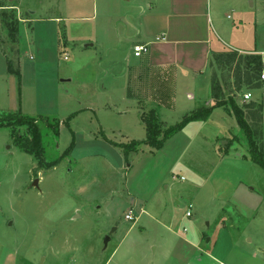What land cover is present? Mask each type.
<instances>
[{
    "label": "rangeland",
    "instance_id": "rangeland-1",
    "mask_svg": "<svg viewBox=\"0 0 264 264\" xmlns=\"http://www.w3.org/2000/svg\"><path fill=\"white\" fill-rule=\"evenodd\" d=\"M252 1L264 12V0ZM126 7L0 0V115L36 119L45 159L64 156L40 166L14 139V130L28 136L27 126L0 127V264H264V168L231 105L162 143L144 141L141 114L156 103L128 68L132 49L110 48L131 32L117 20ZM220 8L221 24L234 30L235 14ZM253 8L241 47L260 52L264 16L255 25ZM245 55H212V91L236 97L264 155V56L259 73ZM180 103L160 107L161 138L213 102ZM130 210L135 220L125 219Z\"/></svg>",
    "mask_w": 264,
    "mask_h": 264
},
{
    "label": "crops",
    "instance_id": "crops-1",
    "mask_svg": "<svg viewBox=\"0 0 264 264\" xmlns=\"http://www.w3.org/2000/svg\"><path fill=\"white\" fill-rule=\"evenodd\" d=\"M122 1L127 6L126 11L121 13L117 20L124 22L125 27L131 28V32L126 35L117 33L118 42L109 46L122 48L126 44L128 50L132 49L131 56L136 60L130 63L128 68L135 75L133 78L139 79L140 83H146L145 92L152 94L151 100L156 103L150 109H155L159 118L162 116L161 106L170 110L176 108L179 102H183L180 104L184 107L189 105L194 108L192 101L197 98L205 104L212 101V105L220 99L219 96L213 95L210 70V59L216 52L232 49L239 54L264 56V51L257 52L250 47H241L244 42L249 44L250 37L245 36L244 32L251 24V8L255 7V25H259L258 21L264 16L261 4L256 6L252 0ZM221 6L235 14L238 21L234 22L235 31L230 26L221 24ZM134 9L135 13L132 12ZM235 32L238 35H235ZM161 36H164L165 40L157 39ZM89 44L91 45L85 44L84 47L95 46L93 43ZM140 45H147L148 50L136 56L135 47ZM122 61L123 59L119 62ZM173 83L174 95L170 89ZM232 95L230 91H224V98ZM181 97L184 100H180ZM244 103L247 107L250 106L248 109H257L256 105ZM261 146L264 150V141ZM258 147L260 148L259 145Z\"/></svg>",
    "mask_w": 264,
    "mask_h": 264
},
{
    "label": "trees",
    "instance_id": "trees-1",
    "mask_svg": "<svg viewBox=\"0 0 264 264\" xmlns=\"http://www.w3.org/2000/svg\"><path fill=\"white\" fill-rule=\"evenodd\" d=\"M246 58H249V64L253 65L259 73L262 70V57L258 54H247L245 55ZM8 70L9 72H13L14 68L12 67L11 61L8 60ZM165 103V102H163ZM227 104H230L234 113L236 114V117L239 121V124L243 131L246 133L249 139V147L248 150L250 152L251 158L253 161H255L257 164H259L262 168H264V155L261 149L256 145L253 136H252V130L251 127L248 125L246 119H245V113L244 109L240 108L235 103L234 96H228L224 99H219L216 101L215 104L209 105V106H202L198 107L189 113H187L181 121H179L177 124L170 126L169 128L165 129L164 137L161 138L162 128L164 127V122L160 120L158 117L155 109H151L148 112L143 111L141 114V121L144 124L146 128V139L144 141L150 142V143H162L165 138L176 131L177 129L183 127L185 124L192 120H206L214 107L223 105L227 106ZM245 107V106H244ZM13 126L17 127L19 125H25L27 126L28 136L22 135L19 132H16L14 130V139L18 146L23 148L26 152L34 153L38 157L39 165L44 166L45 168H52L56 166L61 159L64 157L63 155L54 160V161H47L43 154V149L40 142V135L39 130L37 126V120L34 118L26 117V116H15V115H0V127L1 126ZM140 141H134L133 146L135 143H139ZM132 146V147H133ZM65 155V154H64Z\"/></svg>",
    "mask_w": 264,
    "mask_h": 264
},
{
    "label": "built area",
    "instance_id": "built-area-1",
    "mask_svg": "<svg viewBox=\"0 0 264 264\" xmlns=\"http://www.w3.org/2000/svg\"><path fill=\"white\" fill-rule=\"evenodd\" d=\"M157 39H163V40H165V37L164 36H161V37H158ZM148 50V47H147V45H140V46H136L135 47V55L136 56H139V55H141L143 52H146ZM66 58V57H65ZM261 77H262V79H264V72L262 73V75H261ZM244 99H249L250 98V93H246V94H244ZM183 179V178H182ZM186 216H191V211H190V209H188L187 210V212H186ZM125 219H127V220H135V217L133 216V214H132V211L130 210L129 211V213H127L126 215H125Z\"/></svg>",
    "mask_w": 264,
    "mask_h": 264
},
{
    "label": "water",
    "instance_id": "water-1",
    "mask_svg": "<svg viewBox=\"0 0 264 264\" xmlns=\"http://www.w3.org/2000/svg\"><path fill=\"white\" fill-rule=\"evenodd\" d=\"M86 45H91V44H86ZM37 181H38V180H35V181H34V183H33L34 186H37ZM109 239H110L109 236H107V237L105 238V244H107V242H108Z\"/></svg>",
    "mask_w": 264,
    "mask_h": 264
}]
</instances>
